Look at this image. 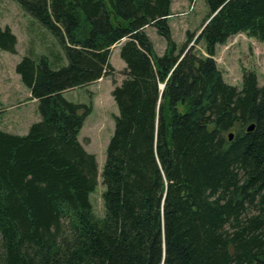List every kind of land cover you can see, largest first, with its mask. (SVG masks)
Segmentation results:
<instances>
[{"label":"trees","instance_id":"trees-1","mask_svg":"<svg viewBox=\"0 0 264 264\" xmlns=\"http://www.w3.org/2000/svg\"><path fill=\"white\" fill-rule=\"evenodd\" d=\"M15 1L67 63L15 65L40 119L25 134L0 128V264H264V84L253 70L240 88L226 82L214 58L238 33L264 42V0H205L178 50L172 0ZM149 26L167 39L161 55ZM16 42L0 26V49ZM117 44L124 77L97 217L96 157L78 139L91 108L62 92L108 75Z\"/></svg>","mask_w":264,"mask_h":264},{"label":"rangeland","instance_id":"rangeland-1","mask_svg":"<svg viewBox=\"0 0 264 264\" xmlns=\"http://www.w3.org/2000/svg\"><path fill=\"white\" fill-rule=\"evenodd\" d=\"M171 12V38L178 50L186 39V32L197 35L208 6L205 0H172ZM6 25L16 35L17 42L15 53L0 49V127L25 134L29 126L40 119V114L37 101L28 95V88L16 73L15 65L23 56L36 60L44 56L52 68L65 65L67 59L56 37L15 0H0V26ZM145 30L154 52L163 54L168 46L167 39L159 35L155 27L149 26ZM195 46L202 50L203 42L198 41ZM214 58L226 82L240 88L243 72L253 70L257 74L258 85L264 84V42L255 37L246 33L231 36L225 44L218 45ZM109 60L112 67L108 75L62 92L65 99L91 108L78 139L96 157L97 185L90 194V200L97 217L104 215L101 170L107 142L114 128V115L118 112L111 91L124 77L125 63L119 56L118 44L111 49Z\"/></svg>","mask_w":264,"mask_h":264},{"label":"water","instance_id":"water-1","mask_svg":"<svg viewBox=\"0 0 264 264\" xmlns=\"http://www.w3.org/2000/svg\"><path fill=\"white\" fill-rule=\"evenodd\" d=\"M161 88H163V84L161 85ZM254 128V123L249 124L247 127V131H251ZM233 132L228 133V139L231 140L233 138Z\"/></svg>","mask_w":264,"mask_h":264},{"label":"crops","instance_id":"crops-1","mask_svg":"<svg viewBox=\"0 0 264 264\" xmlns=\"http://www.w3.org/2000/svg\"><path fill=\"white\" fill-rule=\"evenodd\" d=\"M171 6H172V3H171ZM28 95L30 96V92H29V90H28ZM32 100H35V101H37L36 99H32ZM1 129H3V130H5V131H7V132H10V133H16V134H18V132H16V131H11V130H9V129H7V128H4V127H0Z\"/></svg>","mask_w":264,"mask_h":264}]
</instances>
